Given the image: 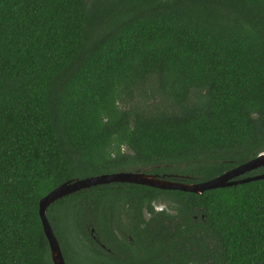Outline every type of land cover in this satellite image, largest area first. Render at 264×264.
<instances>
[{
  "label": "trees",
  "instance_id": "trees-1",
  "mask_svg": "<svg viewBox=\"0 0 264 264\" xmlns=\"http://www.w3.org/2000/svg\"><path fill=\"white\" fill-rule=\"evenodd\" d=\"M263 152L264 0H0V264H53L39 202L69 180L152 167L195 184ZM127 209L147 262L264 264V179L64 197L47 216L66 264L112 260L93 235L130 254L112 228Z\"/></svg>",
  "mask_w": 264,
  "mask_h": 264
},
{
  "label": "water",
  "instance_id": "water-1",
  "mask_svg": "<svg viewBox=\"0 0 264 264\" xmlns=\"http://www.w3.org/2000/svg\"><path fill=\"white\" fill-rule=\"evenodd\" d=\"M262 166H264V152L211 180L195 184L166 179L165 176L161 177L157 174L150 173L149 171L152 170V167L145 170L115 172L82 179L77 178L69 180L54 188L51 192L41 198L39 202V215L44 233L50 246L52 262L53 264H66L61 246L48 219L47 209L64 197L81 190L112 183H130L150 186L161 190H181L184 192L202 194L208 190L231 187L254 180L264 179V173L244 177L246 173L256 170Z\"/></svg>",
  "mask_w": 264,
  "mask_h": 264
},
{
  "label": "flooded vegetation",
  "instance_id": "flooded-vegetation-1",
  "mask_svg": "<svg viewBox=\"0 0 264 264\" xmlns=\"http://www.w3.org/2000/svg\"><path fill=\"white\" fill-rule=\"evenodd\" d=\"M153 170V169H152ZM151 170V171H152ZM151 171H149L150 173H152ZM153 174H157L159 176H165L166 179H171V180H176L177 181V177L178 175H175V174H166V173H153ZM159 211H162V210H158L156 209L155 207V212L158 213ZM167 212L169 213H173L172 210H169V209H166ZM131 212V211H130ZM129 212V209H127L126 211L125 210H122L121 212L118 211L117 213H121V216H122V221H123V224H119V225H114L112 228H113V231H114V238L116 239V242L120 245H122L121 243H127L129 246H130V254H124V252H118V251H115L113 250L112 248H107L106 245L102 244L101 241H100V238H97L96 236H94L93 234V237L95 238L96 242L98 243V245L101 246V248L105 251V253L109 256V257H112V260L108 259L107 261H105V263H109V264H162V261L158 260L157 262L156 261H151V262H147L145 261L143 258V256H145L147 254V251L144 250V248H142V243L145 242H139L140 245L137 246L134 242V236H133V233H137V236L140 237L138 235V232H140V230H142V228L145 227L144 224H130L129 222L133 219L132 216H130ZM153 215L152 213H150L148 211L147 208H144L142 209V216H139V217H142V220H150L151 218H153ZM155 216V215H154ZM157 226V225H156ZM158 228H161L162 227H159L157 226ZM164 227V226H163ZM95 229H91V233L94 232ZM114 246V245H113ZM115 247V246H114ZM116 248V247H115ZM119 251H124L122 248H118ZM132 260H128L130 259V256H132ZM158 256H161L160 254L157 253ZM126 258L128 260L127 263L125 262H120V258ZM100 264H104V262H99Z\"/></svg>",
  "mask_w": 264,
  "mask_h": 264
},
{
  "label": "rangeland",
  "instance_id": "rangeland-1",
  "mask_svg": "<svg viewBox=\"0 0 264 264\" xmlns=\"http://www.w3.org/2000/svg\"><path fill=\"white\" fill-rule=\"evenodd\" d=\"M156 209L158 210H163V209H167V203L165 201L161 202V203H156L155 204Z\"/></svg>",
  "mask_w": 264,
  "mask_h": 264
}]
</instances>
